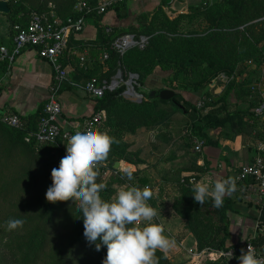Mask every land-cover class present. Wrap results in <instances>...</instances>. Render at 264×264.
<instances>
[{"label": "trees", "instance_id": "1", "mask_svg": "<svg viewBox=\"0 0 264 264\" xmlns=\"http://www.w3.org/2000/svg\"><path fill=\"white\" fill-rule=\"evenodd\" d=\"M80 2L95 7L101 0H8L10 12L6 16L12 17L11 33H14L13 27L16 24L26 26L34 12L47 14L49 17L55 16L61 20L69 17L78 18L82 15L85 18L91 15L101 18L95 12L87 13L85 9L79 10L77 5ZM111 9H115L119 18H125L128 0L119 2ZM137 20L136 25L114 27L108 31L106 27L99 25L98 38L92 41L93 49L99 51L101 47L106 51L99 55V60L92 63V67L87 68L84 83L93 78L110 81L118 71H121L124 76L126 73L138 74L139 84L144 87L151 84L149 78L152 75L156 77L160 72L167 71L168 76L160 77L164 78V81H169L168 88L197 91L211 85L220 74H233L241 65L245 67L248 61L263 60L262 63L264 62V57L261 58L262 49L258 45L264 40V0L212 2L202 0L190 5L187 13H180L175 17H169L160 4L154 10L138 15ZM186 20L190 24L198 21L202 23V28L185 30L183 25ZM127 33H134L137 36L149 35L150 38L144 48L133 47L124 55H120L113 48L112 43L116 38ZM1 45L2 40H0ZM72 48H75V45H72ZM106 53L108 58L104 59ZM7 69V62L0 64L1 73L6 72ZM64 82L68 83L67 78L62 82L59 94L70 87V85L64 87ZM232 85L233 83L228 85L221 97L212 93H207L208 96L203 97L204 103L200 108H208L205 113L200 108H196L198 124L194 123L193 127L199 134L205 136L204 145L213 143L203 132L205 128L231 127L230 129H234L238 135L245 133L246 127L253 131L255 139L263 136L264 120L255 117L253 113V108L259 101L258 96L252 94L250 88L246 91L243 89L244 81L240 82L236 98L242 103H248L247 109H238L235 112L227 109L226 99ZM162 88L152 89L155 91L153 96L152 90L148 93L141 90L143 99L140 102L126 100L122 95L125 89L123 85L115 90L106 91L103 97L94 98L95 112L100 108H105L107 111L104 133L117 141L112 144L105 158L109 161L110 168L119 160L140 163L139 153L130 150L129 144L124 141V136L136 132L141 127L149 128L164 120L168 115L166 109L155 105L165 101L180 105L178 97H182L181 93L176 92L171 100H162L159 98ZM147 97L149 101L146 100ZM45 102L39 106L37 112L28 116L19 115L18 127L9 126L0 119V151L3 150L2 155L6 157L3 164L7 167L11 166L17 153L24 154V158L28 160V165L14 166L12 169L14 174L7 182L3 183L0 170V191L8 195L20 189H29L38 194L23 203L25 209L32 211L14 214L0 222L4 224L3 230H6V221L10 218L24 220L22 227L13 231L6 230L8 246L17 256V264H102L107 249L103 247L100 251H96L94 245H89L86 241L83 235V219L79 218L81 213L75 205L76 202L73 199L57 202H49L46 199L45 192L52 184L51 160L59 165L61 158L66 155V149L59 139L58 142L50 144L54 151L48 152L43 148L45 145L39 144L36 139ZM180 109L183 113L189 112L185 105H180ZM228 137L231 138L232 135L228 133ZM147 168L131 171L133 174L131 181L127 179V172L111 176L113 179L109 185L105 183V187L110 190H102L101 197L109 201L114 199L118 190L112 185L114 181L121 184L128 183V187L143 188L147 185L153 192L148 203L151 202L158 213L169 214L181 220L177 233L179 240L192 233L199 250L228 249L237 245L230 243L229 213L239 215L240 212L236 208L234 197L231 196L234 192L224 197L223 206L220 208L214 207L211 199L202 206L196 203L192 196V185L208 170V167L191 165L187 168L196 171L195 174L182 175V169H179V173L163 175L159 181L152 178ZM101 176V173H97V183H101ZM236 185L237 190L240 191L239 184ZM44 186L46 187L43 190ZM154 187H158L156 193ZM248 204L253 205V203ZM256 208L259 214L249 215L258 222L257 234L247 236L245 242H252L264 255V232L261 231L264 228V204L256 205ZM63 228L68 229L66 236L61 233ZM155 255L159 259V264H172L164 251L157 250Z\"/></svg>", "mask_w": 264, "mask_h": 264}, {"label": "crops", "instance_id": "2", "mask_svg": "<svg viewBox=\"0 0 264 264\" xmlns=\"http://www.w3.org/2000/svg\"><path fill=\"white\" fill-rule=\"evenodd\" d=\"M200 1L202 0H128L127 16L125 18H119L115 9L111 8V10L109 9L106 13L101 14L100 19L97 18L96 15L87 16L85 18V27L83 31L71 35L69 43L70 47L68 51L65 52L61 60L62 67L67 72L66 78L68 82L65 83V81L63 83V86L66 87L70 85V87L64 89V91L60 92L59 94V98L63 108L61 114V122L63 126L67 128L68 123L82 121L87 116L95 112L94 98L86 93L84 89V84L86 83H84L83 80L87 68L92 67V63L96 62L97 59L99 60V55L106 51L105 48L101 47H99V51H96L95 48V50L93 49L94 43L92 41H95L98 38L99 25L106 27L107 31L114 27H127L129 25H136L138 23V15L150 12L160 4H162L164 11L169 17H175L180 13H187L190 5L199 3ZM13 35L4 36L2 45H7L8 47L11 46ZM72 45H75V48H72ZM79 56H84L85 60L81 61ZM4 62H7L8 69L6 72H0V109L3 112L6 110H10L11 112L23 116H28L37 112L39 106L46 101L49 87L54 82L55 70L53 65L48 60L39 57L35 53V51L30 49L22 51V53L18 55L12 63L3 61L0 64ZM166 73L167 72L165 71L164 73L160 72L159 75H157L158 81L154 82L159 83L162 79H159V77H164V74ZM153 77L155 76L152 75L149 78L150 82H152ZM157 85L158 88L162 84ZM161 108H167L169 110L167 104H163ZM102 111L105 114V119L100 127V131L104 132V126L106 125L107 120V111L105 108H100L97 112ZM169 112L173 113L171 111ZM173 114L176 113L174 112ZM167 128L169 130H173V125L170 128ZM204 132L208 134V137L210 139L212 138V133H210V131L204 129ZM224 132V137L218 138V136H216V138H218L217 145L216 143H213L214 145L203 147L204 151L203 149L201 151L203 152V159L201 161H203L202 165L207 162L208 170L206 171L207 173L204 176L201 175L202 177L200 176V178L196 180L195 183L204 182L208 183L211 186L217 180L232 177L237 169L253 160V155L255 153V144H253L251 140H248L249 142L247 145L240 144V142H238L239 146H236L237 140H239L240 138H242L243 140L245 138L243 136L244 134H238L236 138H233V135L231 134L232 137L229 138L228 133L226 131ZM154 140V131L150 130L149 128H141L134 133H127L124 136V141L129 144L131 151L139 153L140 163L136 164L125 160L115 161L113 167L110 168L108 166L110 170L105 176H116L121 172L136 171L138 169L146 168L147 164L144 161L143 155L147 150H149V142H153ZM138 144H140V148H138ZM103 160L109 164V161H107L106 159ZM168 163L165 172L168 170L169 172H171L172 170H176L180 166V168L182 167V175H190L196 173V171H193L191 168H187L188 165H181L177 156ZM188 164L190 167V163ZM150 171L151 170H148L149 173ZM126 185L128 186V183ZM157 191L158 187H154V193H156ZM242 194L243 196H245L244 198L247 199L246 195L244 193ZM231 196L234 197V194H232ZM248 203L253 202L248 200ZM252 208L255 210L253 211L254 214L258 215L259 210L256 208V205L254 203L252 205ZM229 216L232 221L231 231L234 228L233 220H236L237 226L244 223L242 221L250 220V218H244L243 220L240 215L235 213H229ZM154 218L157 219V224L161 225L164 231L168 230V228L170 227L169 222H176V226L173 232L174 234H176L175 236H177L179 230L177 218H174L169 214H160L158 212L156 217ZM251 219L252 220H250L249 223L255 222L256 227L257 220L253 218ZM237 229V234L239 235L240 239H237L235 243L244 241L249 235L257 234V229H253V226L251 227V229H253L254 231L247 230L244 225L238 226ZM192 236V233L187 234L185 236L186 238L183 239V242H185L189 237ZM194 244H197L196 240H194ZM197 249L194 254L192 253L193 258L191 264H204V262H206L207 264H213L214 262H217V264H225L224 260H221L222 258H215V255L212 254H200L199 252L204 249L200 251ZM190 250L192 252L194 251L193 249ZM202 259L205 260L202 261Z\"/></svg>", "mask_w": 264, "mask_h": 264}, {"label": "clouds", "instance_id": "3", "mask_svg": "<svg viewBox=\"0 0 264 264\" xmlns=\"http://www.w3.org/2000/svg\"><path fill=\"white\" fill-rule=\"evenodd\" d=\"M114 137L88 126L72 134L66 145V155L51 171L52 184L46 191L49 202L74 199L83 219V235L96 251L106 247L102 264H159L157 250L171 249L175 240L164 234L161 225L152 223L156 210L148 203L153 192L146 185L142 189L129 186L119 190L114 200H105L100 193L103 183H97L94 165L105 159ZM131 181L133 174L126 173ZM237 190L235 179L228 177L208 183L192 185L194 201L204 205L208 199L216 208L223 206L224 197ZM22 218L6 221V230L22 227ZM143 224L141 227L140 225ZM238 257L239 264H264L256 257L251 245ZM231 259V258H230Z\"/></svg>", "mask_w": 264, "mask_h": 264}, {"label": "built area", "instance_id": "4", "mask_svg": "<svg viewBox=\"0 0 264 264\" xmlns=\"http://www.w3.org/2000/svg\"><path fill=\"white\" fill-rule=\"evenodd\" d=\"M121 1L123 0H101L95 7H90L86 2H80L77 8L79 10L85 9L87 13L95 12V14L101 15ZM84 27L85 16L83 15L78 18L69 17L66 20H61L55 16L49 17L47 14L34 12L30 16V20L26 26L16 24L13 27L12 45L9 47L7 45L0 46V63L3 61L12 63L22 51L30 49L35 51L39 57L51 62L54 67L55 79L49 87L47 99L43 107V115L40 118L36 133L38 143L43 146L56 143L61 139L62 145L66 149L65 144H67L69 137L75 131L88 126L95 127L100 131V127L105 119V114L102 111L94 112L82 121L68 123L67 128L61 122L63 108L58 91L62 82L67 77V72L62 67L61 60L70 47L69 41L71 35L83 31ZM149 38V35L142 34L137 36L134 33H127L116 38L112 46L120 55H124L133 47L144 48ZM79 58L81 61L85 60L84 56H79ZM106 58H108V53L104 55V59ZM138 78L136 73H130L129 77L124 79L122 72L118 71L110 81H100L96 78L90 79L86 82L84 89L93 98H100L104 96L106 91L115 90L123 85L125 89L122 91V95L125 97L130 95L139 99L143 97V92L141 90H139L140 93L135 91V86L140 87ZM252 94L257 95L259 99L258 104L253 108L254 116L263 121L264 80L252 87ZM202 103L204 102L200 101L199 105H203ZM0 119L9 126L18 127L20 125V116L10 110L3 112L0 109ZM262 131L264 132V124H262ZM204 146L203 139L196 140L195 150L197 152H201ZM94 170L105 176L110 169L108 168V163L101 160L95 163ZM232 178L235 179L236 184H239V190L246 195L247 200L257 206L264 204V133L262 138L256 139L253 160L237 169ZM223 179L226 178H222L221 180ZM257 227L258 222H256L255 228L257 229ZM261 231L264 232V228ZM235 244V246H231L228 249L206 248L199 253L215 255V258H222L225 264H239L238 257L242 254L241 250L243 249L246 252L249 245H251L256 257L264 262V255L252 242L243 241L239 244L236 242Z\"/></svg>", "mask_w": 264, "mask_h": 264}, {"label": "rangeland", "instance_id": "5", "mask_svg": "<svg viewBox=\"0 0 264 264\" xmlns=\"http://www.w3.org/2000/svg\"><path fill=\"white\" fill-rule=\"evenodd\" d=\"M212 1H215V0H211V2ZM6 15L7 14L0 13V40H2V43H3V37L4 36H10V35L12 36L13 35L11 33L12 29L10 28L12 17L10 18ZM183 26H184L183 29H185V30H189V29L200 30L202 28V23H199L197 21V22H194V24H190L186 20L184 22ZM258 45L262 49L263 54L261 55L262 56L261 58H263L264 57V40L259 42ZM262 61H260V62H249L248 61V62H246L245 67H243V65H241L240 68L236 72H234L233 74H226V73L220 74L214 80V82L211 85L202 87L197 91H182L180 89H174L176 92L181 93L182 97H178V99L180 101V105L181 106L185 105V107L189 111L188 113H183L182 110L180 109V105H177L173 102H168V101L166 102L165 101V102H159L157 105H155L156 107H161V106H163V104H167V107L169 108V110L167 108H164L167 111L166 114H168L164 120H162L161 122L149 127L150 130L154 131L155 140L153 142H149V146H150L149 150H147L146 153L143 155L144 161L146 162L147 167H148L147 169L151 170L150 174H151L152 178H154L155 181H159V179L163 175H166L169 173H179L178 172L179 169L182 168V167L180 168V166L176 170H172V171L170 170L171 172H169V170H168L165 172V170L167 169L166 168L167 163L170 162L171 160H173L176 156H177L178 160L180 161L181 165H185V166L188 165L187 167H189L188 163H190V166L192 165L194 167L202 165L203 161H201V160L203 159L202 158L203 152H197L195 150L194 146H195L196 140H198V139L205 140L206 138L202 134H199L198 130L193 127L194 123H195V125L198 124V122L196 120L197 119L196 108L202 107V105L201 106L199 105L200 101H203V99L205 98L204 96H206V97L208 96L207 93L218 94L217 96L221 97V95L228 88V85L233 83L232 89L230 88L231 89L230 94L226 99L227 109L231 112H235L238 109H242V110L247 109L248 103H242L241 101L237 100L236 92L239 90L241 81H244V86H242V87L246 91L248 88L252 89V87H254V85L259 84L262 80H264V62L262 63ZM241 70H243V72L240 73ZM129 74L130 73H128V74L126 73L125 76L123 75L124 79H127L129 77ZM166 74L168 76V72ZM166 74H164L165 75L164 77H166ZM160 78L161 77H159V79ZM152 80H153V82H151V84L148 86H146V85H144V87L143 86L142 87L141 86L140 87L135 86V91L140 93L139 90H142L145 93H148L152 89H158L160 87L164 88V87H168V85L170 86L169 81H167V80L164 81V78H162L159 83H155L156 81H158V76L152 78ZM138 82H139V78H138ZM157 84H162V85H160V87L157 88V86H158ZM170 89H173V88H170ZM124 98L128 101H133V102H140L143 99V97L136 99L135 97H132L130 95H128V97L124 96ZM146 100L149 101V97H147ZM207 110H208V108H204V109L202 108L201 109V111L203 113H205ZM169 111H171L173 113L175 112L176 114L170 113ZM172 125H173V130H169L167 127L170 128ZM141 128L143 129L145 127H141ZM141 128H139V129H141ZM230 128L231 127H228V129H223V130L221 128H217V129L205 128V129L207 131H210V133H212L211 139H213V138L214 139L211 141L214 144L216 143V145H217L218 138L225 136L224 131H226L229 134H232L233 138H236L237 134L235 133V130L230 129ZM146 129H148V128H146ZM244 129H245V133H243L244 134L243 136L245 138L243 140H242V138H240L239 140L236 139L237 140L236 146H239L238 142H240V144L247 145L249 142L248 140H251V142H253V144L256 143V139L252 135L253 131L251 132V130L249 128H246V127ZM204 133H206V132H204ZM206 135L208 137L207 133H206ZM216 136H218V138H216ZM213 143H208L205 146L214 145ZM138 145H139L138 148H140V144H138ZM43 148L45 149V151H48V152L54 151V148L51 145H45ZM203 151H204V149H203ZM173 153H175V154H173ZM2 154H3V150L0 151V155H2ZM24 156L25 155L22 153H17V155L14 157L15 161L12 162L11 166L7 167L3 164L6 157L4 155H2L1 160H0V170H1V179L3 180V183H4V181L7 182L11 179V175L14 174L12 169H14L15 165H18L19 167L20 166L22 167L23 165H28V160L26 159V157L24 158ZM51 161H52L51 162L52 169L54 167L59 166L57 162H55L53 160H51ZM204 164L202 166H205V168H206L208 166L207 162ZM206 173L207 172L202 173L201 175L204 176ZM101 177H102L101 183H103L104 185H106L105 183H107L109 185L110 181L113 179L109 175L104 176V177L101 176ZM41 183H42V181H41ZM112 185H114L113 187L117 186L116 187L118 189V190H116L117 192L119 190H121L122 188L128 187L126 184H121V183H118L116 181H114ZM0 186H1V184H0ZM45 187L46 186H44L43 190L45 189ZM104 190L109 191L110 189H108L106 186L104 188ZM45 194H46V192H45ZM233 194H234V200L236 203V208L240 211L239 215L243 218V220H244V218L245 219L250 218V220H252L251 219L252 217H250V215H249V214H254L253 211H255L252 208V205L248 204V200L244 198L245 196H243V194L240 191L236 190ZM115 195H116V193H115ZM33 196H38V194H35L34 191L29 190V189H27V190L20 189V190H17L11 194H8V195L5 194L1 190L0 191V222L4 221L6 218H8L14 214H18L21 212L29 213L30 211H32V210L25 209L26 207H24L23 203L25 200H28ZM149 204L152 206L151 202ZM250 220L249 221H247V220L242 221L244 223H242L238 226L244 225L245 228H247V230L254 231L253 229H255V222L249 223ZM152 223L157 224V219L153 218ZM169 223H170V227L168 228L169 231L168 230L164 231V234L166 236H169L170 238L174 239L175 244L171 249L164 251L166 256L170 259V262L172 264H191L193 254L195 253L196 249L198 248L197 244H194V240H196L195 236L193 235L194 237L193 236L189 237L185 242H183V239L179 240L177 238V236H175L176 234H174V232H173L175 229V226H176V222L172 221ZM177 223H178V225H180L181 220L177 219ZM231 224H232V221H231ZM233 225H234V228L232 231L230 228V240H231L230 243H235V241L237 239L238 240L240 239L239 235L237 234L238 233V229H237L238 226H237L236 220H233ZM252 226H253V229H251ZM3 228H4V224L0 223V264H9L11 262L17 264V258H16L17 256H16L15 252L9 248L8 236H7L6 230H3ZM61 233L66 236L68 233V229L63 228L61 230ZM237 243H241V242H237ZM190 249H193L194 251L192 252ZM209 249H213V248H209ZM188 250H190V251H188ZM197 250H199V249H197ZM199 259H201V258H199ZM204 260L205 259H202V261H204ZM221 260H223V259H221ZM219 261H220V259H219ZM214 263L217 264V262H214ZM204 264H207V263L204 262Z\"/></svg>", "mask_w": 264, "mask_h": 264}, {"label": "water", "instance_id": "6", "mask_svg": "<svg viewBox=\"0 0 264 264\" xmlns=\"http://www.w3.org/2000/svg\"><path fill=\"white\" fill-rule=\"evenodd\" d=\"M10 12L8 0H0V13L8 14ZM155 91L152 90V96L154 95ZM176 94V91L170 89L168 87L162 88L159 93V98L162 100H171ZM118 164V163H117Z\"/></svg>", "mask_w": 264, "mask_h": 264}]
</instances>
